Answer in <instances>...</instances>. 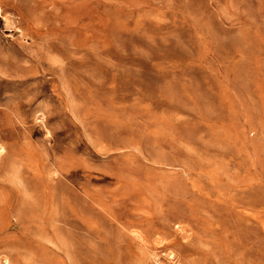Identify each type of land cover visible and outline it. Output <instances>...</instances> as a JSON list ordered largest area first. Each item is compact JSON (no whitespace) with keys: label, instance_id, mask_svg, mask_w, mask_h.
Wrapping results in <instances>:
<instances>
[{"label":"rangeland","instance_id":"rangeland-1","mask_svg":"<svg viewBox=\"0 0 264 264\" xmlns=\"http://www.w3.org/2000/svg\"><path fill=\"white\" fill-rule=\"evenodd\" d=\"M0 264H264V0H0Z\"/></svg>","mask_w":264,"mask_h":264}]
</instances>
